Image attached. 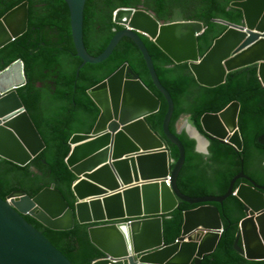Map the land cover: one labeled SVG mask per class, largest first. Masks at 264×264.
I'll return each mask as SVG.
<instances>
[{
    "label": "water",
    "instance_id": "water-1",
    "mask_svg": "<svg viewBox=\"0 0 264 264\" xmlns=\"http://www.w3.org/2000/svg\"><path fill=\"white\" fill-rule=\"evenodd\" d=\"M78 57L87 64L109 59L123 38L133 39L142 51L155 86L168 103L164 131L179 150L171 166L165 140L147 118L160 111L162 101L125 63L114 74L89 90L101 108V116L90 133H75L67 158L79 179L73 185L78 199L72 207L63 192L51 185L31 197L24 190L0 196V264H74L25 215L55 230H70L78 219L97 223L90 227L92 241L105 256L93 264H201L222 236L223 221L213 202L222 203L236 194L245 204L235 242L237 250L252 260L264 259V185L243 169L236 174L223 195L189 196L181 192L177 179L185 162V147L169 128L174 103L162 84L153 58L141 35L154 41L175 64L188 63L198 84L214 88L224 84L228 74L256 65L264 87V0H243L231 4L243 12L242 25L215 20L228 29L200 56L198 37L205 31L198 21L166 23L144 7L120 8L114 21L123 29L104 53L95 57L84 44L83 23L87 0H65ZM28 2L15 7L0 19V49L28 29ZM26 84L24 64L17 60L0 70V156L20 165L28 164L46 146L25 109L17 90ZM240 103L229 104L219 113H206L201 125L206 135L188 122L185 130L196 140V150L209 153L210 141L219 139L243 150L238 126ZM200 140L204 146L200 147ZM264 142V136L262 137ZM170 175V185L167 177ZM244 178L234 188L235 182ZM180 201L199 206L184 212L181 235L168 244L164 216ZM239 240L242 244L239 245Z\"/></svg>",
    "mask_w": 264,
    "mask_h": 264
},
{
    "label": "trees",
    "instance_id": "trees-1",
    "mask_svg": "<svg viewBox=\"0 0 264 264\" xmlns=\"http://www.w3.org/2000/svg\"><path fill=\"white\" fill-rule=\"evenodd\" d=\"M243 0H87L84 11L83 35L87 51L98 57L123 28L114 21L120 8L144 7L160 21H198L205 31L198 37L200 56H204L214 41L228 29L215 20L242 25L243 12L231 6ZM28 2L27 31L0 49V70L22 60L26 84L17 90L46 146L28 164L20 165L0 156V196L6 198L14 190H24L31 197L43 188L55 185L72 207L76 206L73 185L79 179L67 158L75 133H90L101 116V108L89 95L125 63H129L150 90L160 98L159 112L147 122L166 142L172 159L179 157L178 147L164 131L168 103L155 86L147 61L136 42L125 37L113 55L101 64L84 65L74 45L70 11L65 0H0V19L15 7ZM155 64L159 78L170 93L174 112L169 128L185 147V162L177 185L189 196L223 195L232 178L243 166L244 172L258 184L264 185V87L258 68L252 65L228 74L224 84L214 88L198 84L188 63L175 64L149 37L141 35ZM240 103L238 126L243 150L219 139L210 141L209 153L196 150V140L185 130L178 132L177 123L183 116L206 135L201 118L206 113H219L232 102ZM242 182L240 178L234 188ZM264 192V190H263ZM220 211L223 232L216 250L205 255L201 264H264L252 260L236 249L240 221L246 216L245 204L236 195L222 203L213 202ZM200 204L180 201L179 206L164 216V232L168 244L181 235L184 212ZM25 218L67 255L74 264H93L105 256L91 239L90 227L97 223H81L70 230H55L36 218ZM242 242L239 240V245Z\"/></svg>",
    "mask_w": 264,
    "mask_h": 264
},
{
    "label": "rangeland",
    "instance_id": "rangeland-1",
    "mask_svg": "<svg viewBox=\"0 0 264 264\" xmlns=\"http://www.w3.org/2000/svg\"><path fill=\"white\" fill-rule=\"evenodd\" d=\"M188 116H183L177 123V129H188Z\"/></svg>",
    "mask_w": 264,
    "mask_h": 264
},
{
    "label": "bare ground",
    "instance_id": "bare-ground-1",
    "mask_svg": "<svg viewBox=\"0 0 264 264\" xmlns=\"http://www.w3.org/2000/svg\"><path fill=\"white\" fill-rule=\"evenodd\" d=\"M190 130L191 133H194L192 129L188 128ZM200 147L204 146V141L200 140Z\"/></svg>",
    "mask_w": 264,
    "mask_h": 264
},
{
    "label": "built area",
    "instance_id": "built-area-1",
    "mask_svg": "<svg viewBox=\"0 0 264 264\" xmlns=\"http://www.w3.org/2000/svg\"><path fill=\"white\" fill-rule=\"evenodd\" d=\"M167 184L170 185V175L167 177Z\"/></svg>",
    "mask_w": 264,
    "mask_h": 264
}]
</instances>
